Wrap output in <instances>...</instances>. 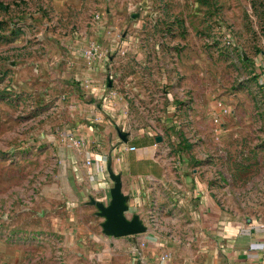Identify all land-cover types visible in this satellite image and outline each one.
<instances>
[{
	"label": "rangeland",
	"instance_id": "obj_1",
	"mask_svg": "<svg viewBox=\"0 0 264 264\" xmlns=\"http://www.w3.org/2000/svg\"><path fill=\"white\" fill-rule=\"evenodd\" d=\"M263 63L264 0L0 1V264H140L145 235L105 236L87 204L66 137L89 120L149 144L191 183L192 208L264 220ZM177 219L146 220L176 230L156 240L179 251L165 264L198 250L197 224Z\"/></svg>",
	"mask_w": 264,
	"mask_h": 264
},
{
	"label": "crops",
	"instance_id": "obj_2",
	"mask_svg": "<svg viewBox=\"0 0 264 264\" xmlns=\"http://www.w3.org/2000/svg\"><path fill=\"white\" fill-rule=\"evenodd\" d=\"M107 78L108 76L105 78V88H107ZM97 108V111L102 114L104 108L98 105ZM88 123L92 124L90 120ZM101 123L103 121L98 126L78 125L74 134L84 140L80 156L84 157L89 181L88 189L92 191L87 204L90 205L91 200L102 203L107 201L108 192L112 187L109 171L120 177L121 192L126 197L128 206L126 215L129 218L126 215L125 217L130 219L135 214L146 227V231L142 233L145 236L139 238L142 243V248L139 250L140 264H165L167 260H162V257L166 253L172 256L178 255L179 251L176 250L175 242H169L166 245L156 241L176 240V230L169 231L165 227L148 230L146 225V220L164 225L176 223V216L178 222L187 221L191 224L193 222L199 227L197 228L198 236L192 238L198 250L195 251L194 259L189 260L187 264L264 263V220L248 221L247 225L242 226L237 222H223L222 219L218 222L212 209L209 210L207 204L201 200L196 201V204H199L192 208L193 204L187 188L191 183L177 184L176 171L166 161L159 158L149 144L135 148L132 145L135 137L131 133L114 127L113 132L107 134L105 133L107 126ZM104 135L107 136L106 140L102 138ZM103 142L106 145L102 149H97ZM88 160L89 165L86 164ZM202 187L199 182L196 183L191 196H197L195 194L202 191ZM146 232L149 234H145ZM147 239L151 241L146 242ZM124 241L135 252L134 241ZM191 250L192 248L189 251ZM157 253L159 256L163 253V256L158 258ZM174 264H181L177 256Z\"/></svg>",
	"mask_w": 264,
	"mask_h": 264
},
{
	"label": "water",
	"instance_id": "obj_3",
	"mask_svg": "<svg viewBox=\"0 0 264 264\" xmlns=\"http://www.w3.org/2000/svg\"><path fill=\"white\" fill-rule=\"evenodd\" d=\"M111 85V79L107 78L106 87L111 88ZM155 140L159 142L160 138L157 137ZM109 172L112 187L109 190L108 204L90 201V204L98 209L96 215L102 218V220L104 218V221L101 223L102 233L109 238H122L144 233L146 227L137 215H132L130 220L125 219L124 214H127L128 206L126 205L127 199L121 192L122 183L120 177L114 175L111 171Z\"/></svg>",
	"mask_w": 264,
	"mask_h": 264
},
{
	"label": "built area",
	"instance_id": "obj_4",
	"mask_svg": "<svg viewBox=\"0 0 264 264\" xmlns=\"http://www.w3.org/2000/svg\"><path fill=\"white\" fill-rule=\"evenodd\" d=\"M226 37H227L226 38L227 39L226 43L230 45L232 43L231 38H229V36H226ZM66 138H67L68 142L73 147H75V148H83V146H84V140L82 138L77 137V136H73V135H68ZM131 150H134V148H131ZM86 164L89 165L90 164V161L88 160L86 162ZM166 259H167V256H163L162 257V260H166Z\"/></svg>",
	"mask_w": 264,
	"mask_h": 264
},
{
	"label": "bare ground",
	"instance_id": "obj_5",
	"mask_svg": "<svg viewBox=\"0 0 264 264\" xmlns=\"http://www.w3.org/2000/svg\"><path fill=\"white\" fill-rule=\"evenodd\" d=\"M97 212H98V209H97ZM124 217H125V214H124ZM103 219H104V218H103ZM125 219H126V220H130V219H127L126 217H125Z\"/></svg>",
	"mask_w": 264,
	"mask_h": 264
}]
</instances>
